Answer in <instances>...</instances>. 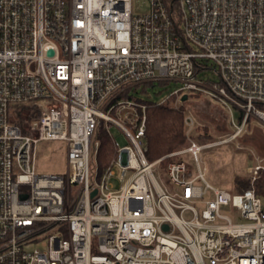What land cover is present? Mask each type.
Here are the masks:
<instances>
[{
	"label": "built area",
	"instance_id": "built-area-1",
	"mask_svg": "<svg viewBox=\"0 0 264 264\" xmlns=\"http://www.w3.org/2000/svg\"><path fill=\"white\" fill-rule=\"evenodd\" d=\"M149 2L134 15L130 0H0V264H264V201L206 180L193 119L182 150L149 162L144 143L147 108L173 97L221 105L224 141L264 127V0ZM208 60L218 83L199 77ZM170 83L159 104L134 96ZM45 141L65 143L64 174L36 173ZM181 154L197 173L171 160L162 185L156 166Z\"/></svg>",
	"mask_w": 264,
	"mask_h": 264
},
{
	"label": "rangeland",
	"instance_id": "rangeland-1",
	"mask_svg": "<svg viewBox=\"0 0 264 264\" xmlns=\"http://www.w3.org/2000/svg\"><path fill=\"white\" fill-rule=\"evenodd\" d=\"M130 8L134 15L144 14L150 9V2L149 0H130ZM205 63L207 68L200 73L199 77L207 82L218 83L220 78L216 72L215 62L208 60ZM177 86L174 83L168 84L167 87L159 84H155L153 87L140 86L134 96L147 103L159 104L165 101L169 93ZM173 102L174 97L166 103L171 104ZM171 106L177 110L182 109L183 127L185 116H190L193 119L192 139L205 146L199 154V162L204 176L210 184L233 194L232 178L237 175H247L250 178V187H254L252 174L249 173L248 169L257 163L264 166V127L261 124L251 121L246 125L240 136L233 140L224 141L232 131V126L229 123L225 109L215 101L202 96L189 95L187 101L185 100V102L176 106L171 104ZM233 116L235 121L238 122L239 113L233 110ZM111 134L119 144H125L123 135L115 127L111 128ZM184 140L182 147L175 151L188 146L185 136ZM220 141L224 142L219 143ZM177 159L184 160L191 174L197 173V165L189 154H181L169 159V161ZM35 165L38 175L64 174L66 171L65 143L62 141L38 143ZM166 165L162 167L160 163L156 166V176L164 186H168L169 183ZM115 171L118 175L119 170L115 168ZM126 177H128V174L125 173L124 178ZM38 246L39 244L30 245L28 249L31 250Z\"/></svg>",
	"mask_w": 264,
	"mask_h": 264
},
{
	"label": "trees",
	"instance_id": "trees-1",
	"mask_svg": "<svg viewBox=\"0 0 264 264\" xmlns=\"http://www.w3.org/2000/svg\"><path fill=\"white\" fill-rule=\"evenodd\" d=\"M173 1L164 0L170 8L175 7ZM181 111L182 109H174L169 103L152 105L147 108L144 143L147 148L146 158L149 162L179 149L184 144L183 115ZM113 153L111 142L106 137H102L98 153L99 164L104 166ZM168 161L169 159L163 160L161 166H165ZM188 173L191 174L189 169ZM231 185L234 193H241L250 187V178L247 175H237L232 178ZM253 185L257 195L264 201V171L259 173Z\"/></svg>",
	"mask_w": 264,
	"mask_h": 264
},
{
	"label": "water",
	"instance_id": "water-1",
	"mask_svg": "<svg viewBox=\"0 0 264 264\" xmlns=\"http://www.w3.org/2000/svg\"><path fill=\"white\" fill-rule=\"evenodd\" d=\"M49 54H52V51L49 52ZM187 99V96L182 97V101H185ZM95 194V192L92 193V195ZM26 195H22V198H25Z\"/></svg>",
	"mask_w": 264,
	"mask_h": 264
}]
</instances>
